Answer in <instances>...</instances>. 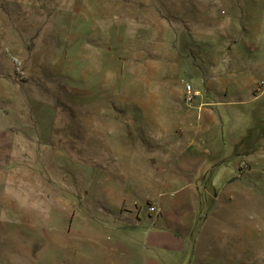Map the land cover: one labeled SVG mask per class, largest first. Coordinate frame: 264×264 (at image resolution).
Masks as SVG:
<instances>
[{"label": "rangeland", "instance_id": "374dc122", "mask_svg": "<svg viewBox=\"0 0 264 264\" xmlns=\"http://www.w3.org/2000/svg\"><path fill=\"white\" fill-rule=\"evenodd\" d=\"M261 80L264 0H0V264H264Z\"/></svg>", "mask_w": 264, "mask_h": 264}, {"label": "crops", "instance_id": "0c3cea01", "mask_svg": "<svg viewBox=\"0 0 264 264\" xmlns=\"http://www.w3.org/2000/svg\"><path fill=\"white\" fill-rule=\"evenodd\" d=\"M190 86V85H189ZM192 89V87H191ZM260 90V91H259ZM254 94L259 92L264 94V81L255 83L253 87ZM197 92L195 94L197 95ZM195 95V96H196ZM158 148L153 149L152 154H156ZM172 152L159 151L161 156H174L176 157V163L174 168L170 170L171 180L179 181L183 178H188L190 174L195 173L201 162L205 160V155H210L207 146L198 143H187L186 146H174ZM250 156H246L249 158ZM190 178V177H189ZM191 192H197L198 186L189 185ZM156 205L159 206L161 212L153 221V224L157 226L151 232L148 233V240L162 249L176 250L181 248L183 241L187 238L188 224L191 222V216L185 211L184 206H179L181 209H170L162 200H158ZM162 223L167 225L169 230H160L158 225ZM178 231V232H177ZM192 240V238H189Z\"/></svg>", "mask_w": 264, "mask_h": 264}, {"label": "built area", "instance_id": "2783aa9c", "mask_svg": "<svg viewBox=\"0 0 264 264\" xmlns=\"http://www.w3.org/2000/svg\"><path fill=\"white\" fill-rule=\"evenodd\" d=\"M186 89H187V95H186V101L187 102H190V101H192V89H191V86H187L186 87ZM149 211H152V212H158V210L153 206H151L150 208H149Z\"/></svg>", "mask_w": 264, "mask_h": 264}]
</instances>
